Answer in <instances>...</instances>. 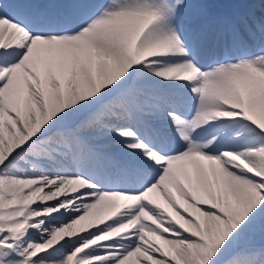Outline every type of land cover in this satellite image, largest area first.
Here are the masks:
<instances>
[{"label":"snow or ice","instance_id":"6c2138e0","mask_svg":"<svg viewBox=\"0 0 264 264\" xmlns=\"http://www.w3.org/2000/svg\"><path fill=\"white\" fill-rule=\"evenodd\" d=\"M0 264H264V0H0Z\"/></svg>","mask_w":264,"mask_h":264}]
</instances>
